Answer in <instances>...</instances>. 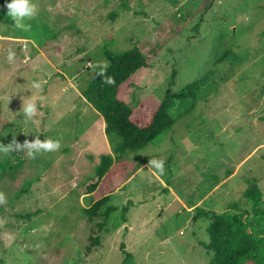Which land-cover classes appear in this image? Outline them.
<instances>
[{"label": "rangeland", "instance_id": "374dc122", "mask_svg": "<svg viewBox=\"0 0 264 264\" xmlns=\"http://www.w3.org/2000/svg\"><path fill=\"white\" fill-rule=\"evenodd\" d=\"M32 0L37 15L16 28L0 21V142L58 140L59 150L0 152V264H122V244L137 264H208L213 257L209 221L196 207L222 214L242 204L247 179L256 178L264 200V0ZM189 20V23L186 21ZM183 24L154 67L138 71L124 100L135 106L198 82L192 100L177 102L174 127L155 144L125 158L141 170L112 197L114 213L101 245L87 253L97 223L93 203L78 188L102 155L113 154L102 116L83 90L95 78L104 48L131 49L163 25ZM17 58L9 64V48ZM235 57L218 64L225 51ZM107 62V61H106ZM91 64V67H90ZM38 82L40 88L32 87ZM44 97L33 120L22 108ZM151 158L165 161L159 175ZM231 172V175H228ZM125 206L128 221L116 228Z\"/></svg>", "mask_w": 264, "mask_h": 264}, {"label": "trees", "instance_id": "16d2710c", "mask_svg": "<svg viewBox=\"0 0 264 264\" xmlns=\"http://www.w3.org/2000/svg\"><path fill=\"white\" fill-rule=\"evenodd\" d=\"M217 0H204L197 12L206 13ZM7 0H0V21L11 20L7 16ZM189 23V20L186 21ZM182 26L168 24L161 26L152 36L131 49L114 52L104 48L105 59L109 65L105 76L97 75L83 90L87 102L102 116L106 123V134L111 143L113 154L102 155L92 176L79 186L80 195H90L93 203L84 208L89 221L102 218L90 236L87 253L101 245V234L108 227L114 213L119 208L111 205L113 194L123 187L142 167L137 160L125 158L128 152H139L150 144L158 143L175 125L170 114L177 102L192 100L195 108L196 93L200 89L198 82L188 84L179 92L172 90L175 73L169 89L163 98L151 95L129 105L123 98L131 86L135 74L155 66L158 56L167 43L181 33ZM235 57V52L227 50L217 63H223ZM112 77L114 84L105 83ZM228 172V175H231ZM248 188L241 203L249 206L250 211H241L240 202H233L227 211L218 214L196 207L197 218L209 221L207 232L211 238L204 244L213 252L208 264H264V200L263 192L256 178L247 179ZM129 206L121 211V220L115 223L118 228L128 221ZM125 259L122 264H137L134 255L121 246Z\"/></svg>", "mask_w": 264, "mask_h": 264}, {"label": "clouds", "instance_id": "9594fccd", "mask_svg": "<svg viewBox=\"0 0 264 264\" xmlns=\"http://www.w3.org/2000/svg\"><path fill=\"white\" fill-rule=\"evenodd\" d=\"M7 16L15 21V27L28 31L31 28L29 21L37 15V7L32 2V0H7ZM17 58L16 51L11 47L7 51L6 60L9 64H12ZM91 67V64H90ZM98 71L95 73L100 76H105L106 69L109 67L106 61L97 63L96 65ZM107 84H114L115 81L112 77H107L104 81ZM33 88L39 89L40 84L38 82H33ZM44 100L43 96L40 95H30V98L25 103L23 102V116L25 119L33 120L35 122V117L37 116L42 102ZM61 144L58 140L45 138L41 140L39 137L32 141H25L23 144L13 140L11 143L4 144L0 142V152L8 153L13 151H26L29 157L35 158L37 153L40 152H54L59 150ZM148 168H153L159 175H163L165 172V161L163 159L151 158L149 161ZM7 203V196L4 192L0 191V206Z\"/></svg>", "mask_w": 264, "mask_h": 264}, {"label": "crops", "instance_id": "0c3cea01", "mask_svg": "<svg viewBox=\"0 0 264 264\" xmlns=\"http://www.w3.org/2000/svg\"><path fill=\"white\" fill-rule=\"evenodd\" d=\"M141 168H142V167H141ZM141 168H140V169H139L134 175H136V174L141 170ZM134 175H133V176H134ZM133 176H132V178H133ZM132 178H131V179H132Z\"/></svg>", "mask_w": 264, "mask_h": 264}]
</instances>
